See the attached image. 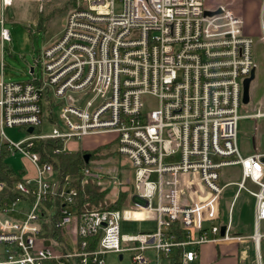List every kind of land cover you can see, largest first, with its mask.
<instances>
[{
    "label": "built area",
    "instance_id": "built-area-1",
    "mask_svg": "<svg viewBox=\"0 0 264 264\" xmlns=\"http://www.w3.org/2000/svg\"><path fill=\"white\" fill-rule=\"evenodd\" d=\"M30 1L43 11L53 0ZM205 1L72 0L59 37L30 69L33 78L0 80L3 128L27 133L14 142L3 129L0 158L6 146L9 156L21 155L30 164L10 189L16 199L0 184V264H106L112 253H130L133 264L194 262L201 245L234 239L230 224L222 234L217 221L229 186L221 182L223 170L235 165L242 168L238 191L256 199L252 238L262 264L264 155L243 156L239 146L244 82L256 68L254 40L245 34L242 17L226 7L208 9ZM14 2L0 0L2 45L12 43L4 10ZM150 100L157 102L153 110ZM47 105L52 130L35 133L45 123ZM104 135L113 136L107 144H117L134 180H117L86 163L79 174L62 176L35 152L39 140H62L59 154L70 153L71 140ZM248 180L257 191L246 186ZM111 181L131 185L130 208L74 210L79 185ZM197 185L200 197L189 198L184 187ZM20 203L28 208L15 210ZM127 215L154 217L156 232L123 234ZM52 221L61 238L52 235Z\"/></svg>",
    "mask_w": 264,
    "mask_h": 264
},
{
    "label": "rangeland",
    "instance_id": "rangeland-1",
    "mask_svg": "<svg viewBox=\"0 0 264 264\" xmlns=\"http://www.w3.org/2000/svg\"><path fill=\"white\" fill-rule=\"evenodd\" d=\"M72 0H53L51 3L45 4L43 11L39 10V4L30 0H15L14 4L6 7L4 10L5 26L10 31L12 43H5L6 52V82H23L32 79L33 76L30 69L36 66V60L42 49L52 41L56 40L65 25V19L68 11L65 8ZM255 0H206L205 7L215 9L218 7H226L231 9L235 14L240 15L245 22L246 28L249 26L257 27L259 22L262 26L263 17L261 11L258 12L251 2ZM247 5V6H246ZM39 71L37 72V75ZM157 102L150 100L147 103L149 110L156 108ZM55 117L58 118V107L55 106ZM45 123L41 131L48 133L52 130V125L47 120V112H45ZM244 126V122H240V129ZM6 136L9 140L19 142L27 135L26 131L18 128L5 129ZM112 135L86 137L83 140H71L68 144L70 152H76L85 148L93 150L98 145L106 144L111 141ZM109 156L94 157L91 165L103 167L110 172L117 180L126 181L128 178L134 180V174L130 168L128 160L117 153V144L115 142L109 144ZM6 163L16 170H27L30 168L29 163L21 155L8 156L5 158ZM31 170V169H30ZM103 190L108 191V195L103 204L97 208L105 209L109 202H116L120 195L127 193L124 208H130L132 199L130 193L131 185L122 184L117 186L113 181L100 186ZM230 190V189H229ZM154 207L159 204L158 195L152 200ZM222 216L224 220L228 219V206L222 203ZM28 206L22 203L15 206V210L27 209ZM96 208V207H95ZM122 209V207L120 208ZM10 215L18 216L16 213ZM157 220L154 217L143 218L140 215L130 218L126 216L121 223L123 234H140L145 232H156ZM147 256L153 257V252L148 251ZM106 264H133L130 253H124L123 259L117 254H108ZM198 264L197 261L194 263Z\"/></svg>",
    "mask_w": 264,
    "mask_h": 264
},
{
    "label": "crops",
    "instance_id": "crops-1",
    "mask_svg": "<svg viewBox=\"0 0 264 264\" xmlns=\"http://www.w3.org/2000/svg\"><path fill=\"white\" fill-rule=\"evenodd\" d=\"M251 3L258 12L261 11L263 22L262 26L260 22L257 27L254 25L246 28L245 26V34L254 40L253 57L256 68L255 79L250 85V101L241 110L242 119L240 122H244V126L240 129L239 124V146L243 156H250L256 153L264 155V9L263 0H255ZM6 67L5 44L2 45L0 41V80L3 79L5 81ZM3 129L2 109L0 107V132ZM104 145H107V143L97 147ZM80 151L90 150L82 148ZM91 162L90 159L89 164ZM241 179V166H230L223 170L221 182L222 184H229V186L225 188L220 200L217 223L222 228L230 224V236L234 239L218 244L207 243L201 245L196 260L198 264H257V249L252 238L257 231L255 222L256 199L245 190L238 191L236 183L240 182ZM246 186L253 191L258 190V187L250 180L246 182ZM184 189L189 198L197 199L201 195L202 187L197 185L192 189L187 187H184ZM222 203L228 206L229 215L227 220H224L222 216ZM258 231L264 234V221L260 222ZM259 254L261 263L264 264V239L260 243ZM122 259L120 257V260Z\"/></svg>",
    "mask_w": 264,
    "mask_h": 264
},
{
    "label": "trees",
    "instance_id": "trees-1",
    "mask_svg": "<svg viewBox=\"0 0 264 264\" xmlns=\"http://www.w3.org/2000/svg\"><path fill=\"white\" fill-rule=\"evenodd\" d=\"M71 4L66 6V12L70 9ZM52 106L47 105L45 111L47 112V120L50 124L54 123L53 116L51 114ZM35 133H41V130L37 129ZM62 140L60 139H46L39 140L37 142L35 152L40 155L42 162H52L55 165V168L60 172L62 176L66 175H77L79 171L85 164L84 156L87 154L91 155V161L94 157L109 156L112 151L108 147L109 144L97 147L92 151H76L68 153H59L55 154V151L58 148L62 147ZM1 158H0V184H6L8 186V194L12 199H16L18 195L10 191L14 187V183L18 181L23 174L22 170H16L10 167L5 158L7 157L6 146L1 147ZM78 197L74 203V210L77 213H82L86 210H91L106 200L108 191L103 190L97 184L88 183L83 186H78ZM127 198V193L120 195L119 199L116 202H109L105 209L107 210H120L124 207L125 201ZM57 214L55 219L58 218L59 214V203H57ZM55 221H52V235L56 238H61L60 231L54 225ZM45 231H48V226H45ZM95 247L94 241L90 244V249ZM54 264V263H52Z\"/></svg>",
    "mask_w": 264,
    "mask_h": 264
},
{
    "label": "water",
    "instance_id": "water-1",
    "mask_svg": "<svg viewBox=\"0 0 264 264\" xmlns=\"http://www.w3.org/2000/svg\"><path fill=\"white\" fill-rule=\"evenodd\" d=\"M218 13H221V10H218L217 12H206V15H209V16H212L214 14H218ZM255 79V69L252 70L251 72V75L245 80L244 82V93H243V103L245 105H247L250 101V85H251V82ZM34 132V128H29L28 129V133L29 134H32ZM85 158V163L86 164H89L90 162V159H91V155L90 154H87L84 156ZM263 162H264V158H263ZM225 233V228H222V234Z\"/></svg>",
    "mask_w": 264,
    "mask_h": 264
}]
</instances>
